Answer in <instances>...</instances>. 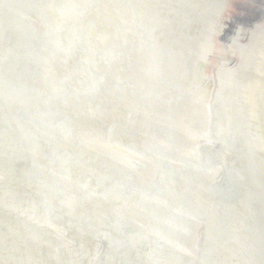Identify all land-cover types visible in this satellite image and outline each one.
<instances>
[{"label":"bare ground","instance_id":"6f19581e","mask_svg":"<svg viewBox=\"0 0 264 264\" xmlns=\"http://www.w3.org/2000/svg\"><path fill=\"white\" fill-rule=\"evenodd\" d=\"M180 116L221 145L135 182L113 135ZM138 263L264 264V0H0V264Z\"/></svg>","mask_w":264,"mask_h":264},{"label":"water","instance_id":"95a60500","mask_svg":"<svg viewBox=\"0 0 264 264\" xmlns=\"http://www.w3.org/2000/svg\"><path fill=\"white\" fill-rule=\"evenodd\" d=\"M220 1H222V0H220ZM256 6H259V4H256ZM229 14L231 17L233 16L232 13H229ZM255 14H256V11H255ZM45 19H46V17L43 16L41 14V12H39V11L36 12V11L32 10L30 13H28L27 18L25 20L26 24H25L24 31H26L27 33H30V32L35 33L36 32V33H40L41 35H43V30H44L45 25H46ZM38 23H40V25H38ZM57 58L58 57H56L55 59H57ZM188 85H190V81L189 82L184 81L183 84H179V86L176 88L182 92V90L187 89ZM14 103H16V102L14 101ZM110 107L111 106L107 107L104 105L102 108V114L108 113L110 110ZM17 111H20V108H18ZM25 112H26V110L23 108L22 111H20V113H18L16 115V119L21 120V121H26L25 120V115H26ZM117 114H118V112L116 111V115ZM97 118H98V115H97ZM139 118H140L139 115H136L134 113H130V119L131 120L134 119V121H136ZM183 122L186 123V121L182 119V116H180V117H178V118L176 117L170 121H163V120L158 121L157 120V123H153L152 121H150V122H140V123L133 124L138 129L136 131H132V132H141V133L144 132L142 135L143 138L151 139V142L148 145L149 149L143 148L142 145H138V144H135L134 142H132L128 136V134H129L128 125L125 124L124 122H122L124 127H123V130L121 132V137L113 135L114 136V142L116 143V147L119 148V151H122L124 154H126L127 159L131 160L134 163L133 164L134 165V172L132 175V179L135 180V182L137 181V178L139 177V175L143 174V171L141 169L142 168L141 164H145L148 161V157H151L152 160H155V157L151 156V154L157 150L155 147L162 149V151H164V154L168 159H173V158H177V157L179 158V156L181 157V155L182 156L189 155L187 149L189 148V145L191 146L190 139L195 141L196 145H198L201 150H202V147L207 148L211 145L218 147L219 145H221L218 138H214V137L212 138L211 137L212 138V141H211V139H208L207 137L203 136V132L201 131V129L197 130L195 128H192V129L190 128L192 131H194V133L191 137H188L184 133L183 129H184L185 125L181 124ZM167 123H171V125H167ZM214 127L215 126L210 125L209 133L211 130L216 131ZM171 130L175 133L174 137L169 136V132ZM81 132L86 133V134L95 133V125L92 126L91 131H88L86 129V130H83ZM177 136H183V137L179 138ZM167 137H168V140L165 139ZM209 141H211L213 144L209 143ZM169 149L172 150L171 153L169 152L170 151ZM153 163H154V161H153ZM154 165H155V169H156V162L154 163ZM149 174L153 177L151 180L152 183H155L156 176L154 175V173H149ZM143 183L145 185V181H143ZM120 190H121V185H120ZM118 199H119L118 203L121 207L120 212H121V214H123L125 212V208H126L125 198L121 197ZM201 223H203V222L200 221L199 226H198V230L196 232L197 238H196V242L194 243L195 245L193 247V250L195 252V254L193 255L194 258H196V256H197L198 244L200 243L201 236H202V230L204 227L203 224H201ZM144 229L150 230L151 229L150 224L147 223ZM70 247H68V248H70ZM144 250H145V247H144ZM144 250L142 253V257L145 256ZM162 256H163V249L161 250L160 248H157V259H158L157 263L159 261H161V259L163 258ZM136 262H137V260H136Z\"/></svg>","mask_w":264,"mask_h":264},{"label":"rangeland","instance_id":"374dc122","mask_svg":"<svg viewBox=\"0 0 264 264\" xmlns=\"http://www.w3.org/2000/svg\"><path fill=\"white\" fill-rule=\"evenodd\" d=\"M122 64H124V63H122ZM67 182L70 183L69 181H67ZM42 188H44V185L41 186V194H40V195H41V200H42L43 202L47 203V199H48V197H47V196L44 197V194H45L46 191H45V190H42ZM35 209H36V208L33 207V210H35ZM34 213H35V211H34ZM46 216H47V215H46ZM48 217H49V216H47V217H46L45 219H43V220H44L45 222H47V218H48ZM29 219H30L29 221L32 222L33 218L30 217ZM44 231H45V230H44ZM46 231H47V230H46ZM107 235H109V234H107ZM112 244H113V243H111V245H112ZM123 244H124V243H123ZM112 246H114V244H113ZM125 249H126V250H125ZM128 250H129V247H127V246L124 245V251L127 252Z\"/></svg>","mask_w":264,"mask_h":264}]
</instances>
